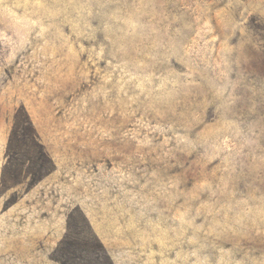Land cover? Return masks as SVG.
Here are the masks:
<instances>
[{
    "label": "rangeland",
    "instance_id": "374dc122",
    "mask_svg": "<svg viewBox=\"0 0 264 264\" xmlns=\"http://www.w3.org/2000/svg\"><path fill=\"white\" fill-rule=\"evenodd\" d=\"M69 233L80 264H264V0H0V264Z\"/></svg>",
    "mask_w": 264,
    "mask_h": 264
},
{
    "label": "trees",
    "instance_id": "16d2710c",
    "mask_svg": "<svg viewBox=\"0 0 264 264\" xmlns=\"http://www.w3.org/2000/svg\"><path fill=\"white\" fill-rule=\"evenodd\" d=\"M17 132L18 130L15 129L13 134H17ZM46 170L47 172H50L52 170V166L48 165ZM35 181L36 179L34 182ZM69 229H71V225L69 226ZM76 249H80L81 252L90 251V253H94L95 250H101L105 253L104 248L99 246L97 243L95 245L94 243H90L88 240H82V242L73 241V239L70 237V233L61 241L56 252H59L60 260H62L64 264H80L77 262V259L81 257L77 254Z\"/></svg>",
    "mask_w": 264,
    "mask_h": 264
}]
</instances>
